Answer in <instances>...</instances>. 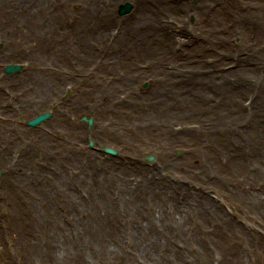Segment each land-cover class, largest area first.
Returning <instances> with one entry per match:
<instances>
[{
  "label": "rangeland",
  "instance_id": "374dc122",
  "mask_svg": "<svg viewBox=\"0 0 264 264\" xmlns=\"http://www.w3.org/2000/svg\"><path fill=\"white\" fill-rule=\"evenodd\" d=\"M17 5L0 36V264H145L131 214L168 217L173 191L155 264H264V0Z\"/></svg>",
  "mask_w": 264,
  "mask_h": 264
},
{
  "label": "bare ground",
  "instance_id": "6f19581e",
  "mask_svg": "<svg viewBox=\"0 0 264 264\" xmlns=\"http://www.w3.org/2000/svg\"><path fill=\"white\" fill-rule=\"evenodd\" d=\"M15 4L16 5L18 4V0H0V6H1L0 8L1 9L0 10V21H1L0 22V36H5V34H7L5 33V28H4L6 26H4L2 22H4L5 25H9V24L15 25V23L17 22L19 18V15L14 14V13H18V10L16 9L15 11V8L17 6L20 7V5L15 6ZM2 10H4L5 13ZM257 107L260 108L259 101L257 102ZM254 108H256V105ZM140 181L141 182H139L138 187L136 188L137 189L136 191L140 194L142 198L143 196H145L146 199H149L148 196H150V194L152 193V190L146 187L147 182H143L142 180ZM157 186H158L157 190L155 191V193H157L156 199L160 198L158 197L159 194L164 195V192L166 193V190H162L163 186L161 185H157ZM140 190H143V191L140 192ZM145 191H148V192L144 194ZM173 195L171 199H169L170 202L168 203L173 206V213L168 215V217L165 215V212L163 213L161 204H158L154 208L150 209L151 211L150 214L145 213L143 216H141L139 212H135L131 214V215H134V217H136L135 218L136 223L135 225H132L131 232H132V235L138 237V239L136 240V245L135 243H133V246H132L133 252L130 254L133 261L142 260L145 264H155V259L153 258L152 255L155 254L159 256L160 250H156V248L160 247V244H163L164 242H165V246L163 248L162 254H166L167 256L169 255L170 249L167 248L168 232L163 231L164 220H166V222H170V221H174V218L175 220H177L180 216L179 208H176L178 205L175 203L176 191H173ZM256 195L264 199V196L261 193H256ZM150 199L153 200V197H151ZM189 200L195 202L194 196H191V198L188 199V201ZM203 200L205 199H201L200 203H202ZM155 203H157V201ZM204 206H206V210L209 209L213 211L211 214H208V216H218L221 214L218 212V208L216 207V205L212 204L208 200ZM131 209H133V207ZM137 224H141V228H138ZM125 233L129 234L127 230L125 231ZM114 242L115 240L111 241V243H114ZM81 251L82 250H79L78 252L81 253ZM93 254L96 255V253H93ZM138 255H142L143 259H140ZM140 263L143 264L142 262Z\"/></svg>",
  "mask_w": 264,
  "mask_h": 264
},
{
  "label": "water",
  "instance_id": "95a60500",
  "mask_svg": "<svg viewBox=\"0 0 264 264\" xmlns=\"http://www.w3.org/2000/svg\"><path fill=\"white\" fill-rule=\"evenodd\" d=\"M132 9V5L128 2H125L123 4H121L118 8V14L119 15H124V14H127L131 11ZM21 69V66L20 65H17V64H7L3 71L5 73H12V72H15V71H19ZM50 117V113L49 112H42V113H39L38 115H36L35 117H33L32 119L28 120L27 121V124L30 125V126H36L38 125L39 123H41L43 120L47 119ZM81 120L85 121L87 123V125L90 127L91 124H92V119L91 118H87L86 116H83L81 117ZM91 144V142H89V145ZM101 151L105 152V153H109V154H113L115 155L117 152L110 148V147H101L100 149ZM146 159L148 161H151L153 159V156L152 155H149V156H146ZM1 175V173H0Z\"/></svg>",
  "mask_w": 264,
  "mask_h": 264
}]
</instances>
